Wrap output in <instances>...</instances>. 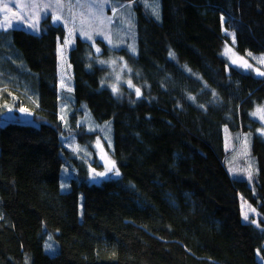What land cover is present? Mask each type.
<instances>
[{
    "label": "trees",
    "instance_id": "16d2710c",
    "mask_svg": "<svg viewBox=\"0 0 264 264\" xmlns=\"http://www.w3.org/2000/svg\"><path fill=\"white\" fill-rule=\"evenodd\" d=\"M114 1L136 4L137 52L122 53L140 96L102 84L101 54L81 36L65 94L56 80L63 27L48 18L39 32L0 26V118L19 100L45 120L0 123V264H264V137L250 142L254 188L230 177L224 146V127H263L249 113L264 106V76L221 54L229 40L239 55L264 53V0H160L159 21L139 0ZM105 120L119 175L96 184L93 121ZM62 133L81 150L68 151ZM69 162L77 174L62 192ZM240 199L257 224L242 221Z\"/></svg>",
    "mask_w": 264,
    "mask_h": 264
},
{
    "label": "rangeland",
    "instance_id": "374dc122",
    "mask_svg": "<svg viewBox=\"0 0 264 264\" xmlns=\"http://www.w3.org/2000/svg\"><path fill=\"white\" fill-rule=\"evenodd\" d=\"M144 3L149 10L150 15L156 20L161 19V1L160 0H139ZM4 4L8 5V9H4ZM158 13V15H157ZM136 4L128 2L119 4L114 0H0V26L1 27H22L33 32L42 29L43 20L48 18V22L59 24L64 29V35L57 44V84L58 90L65 94L73 91L74 79L73 69L69 61V51L76 43L78 36L88 41L94 47L97 56L96 63L104 66L105 71L102 74V84L107 85L113 90H121L122 84L133 90L139 89L134 86L132 74L134 69L127 62L124 52L136 54L137 44L135 26H136ZM7 17V19H5ZM54 17H59L54 20ZM83 33H88L92 39H88ZM232 35V32H230ZM102 39L104 45H100L96 40ZM232 39V37H231ZM66 41L68 43H66ZM232 42L225 41L221 54L228 62H232L238 68L247 71L257 77L264 76V53L257 54L251 52L247 57L239 55L232 45ZM99 49V51H97ZM107 51V54H106ZM123 52V53H122ZM171 57L175 58V53L170 50ZM187 70L190 71L188 68ZM191 74H195L190 71ZM198 76L197 74H195ZM63 81V86L61 82ZM9 106L8 112L4 113L0 118V123L9 121H17L24 123L39 124L45 121L36 113L28 110L22 113L20 109H26L19 100L13 101ZM77 108V106H75ZM69 103L67 101L61 104L60 112L63 119L67 116ZM91 118V115L87 113ZM250 117L257 120L263 127L258 128L255 132H234L232 133L228 127H224V146L228 154L225 159V168L232 178H240L248 181V184L254 188V175L257 167L251 157V137L252 134H258L264 137V106L256 104L250 111ZM95 127L92 131L97 130L100 134L93 140L92 147L96 153V163L100 166H88V179L92 183H100L107 178H111L112 174L118 172L117 163L113 156L112 127L111 121L102 122L93 121ZM61 144L71 153L81 150L77 137L73 135H65L62 133L60 137ZM88 157V156H85ZM108 162H114V169L108 172L110 166ZM72 162H69L60 173L59 187L62 192L71 189L70 178L77 174ZM105 172V177L96 176L94 173ZM117 176V174H116ZM115 176V177H116ZM62 185L66 187L62 188ZM240 210L242 221L248 223L253 221L257 224L256 212L250 204L240 199ZM80 213H82V197H80L79 205ZM247 215V219H245ZM45 251L56 253L55 249L46 246Z\"/></svg>",
    "mask_w": 264,
    "mask_h": 264
},
{
    "label": "snow or ice",
    "instance_id": "6c2138e0",
    "mask_svg": "<svg viewBox=\"0 0 264 264\" xmlns=\"http://www.w3.org/2000/svg\"><path fill=\"white\" fill-rule=\"evenodd\" d=\"M4 9L5 10L8 9V5L7 4H4ZM157 15H158V13H157ZM5 19H7V17H5ZM58 19H59V17H54V20H58ZM83 35L86 36L88 39H92V37L88 33H83ZM66 43H68V42L66 41ZM97 51H99V49H97ZM170 55H171V53H170ZM61 85L63 86V81L61 82ZM136 91H137V96H140V90L137 89ZM20 111L22 113H27L28 110L22 108V109H20ZM61 119H63V117H61ZM108 163L110 165L108 167V172H111L114 169L115 165H114V162H108ZM92 172L95 174L93 179H95L96 176H98V177H105L106 176L105 172L95 173L94 169L92 170ZM116 174L119 175L118 172ZM64 187H66V186L62 185V188H64ZM245 219H247V215H245Z\"/></svg>",
    "mask_w": 264,
    "mask_h": 264
},
{
    "label": "water",
    "instance_id": "95a60500",
    "mask_svg": "<svg viewBox=\"0 0 264 264\" xmlns=\"http://www.w3.org/2000/svg\"><path fill=\"white\" fill-rule=\"evenodd\" d=\"M115 176H116V174H112V175H111V178H114Z\"/></svg>",
    "mask_w": 264,
    "mask_h": 264
},
{
    "label": "bare ground",
    "instance_id": "6f19581e",
    "mask_svg": "<svg viewBox=\"0 0 264 264\" xmlns=\"http://www.w3.org/2000/svg\"><path fill=\"white\" fill-rule=\"evenodd\" d=\"M41 29L37 30V32H39Z\"/></svg>",
    "mask_w": 264,
    "mask_h": 264
}]
</instances>
